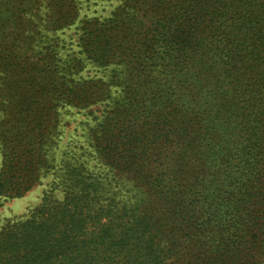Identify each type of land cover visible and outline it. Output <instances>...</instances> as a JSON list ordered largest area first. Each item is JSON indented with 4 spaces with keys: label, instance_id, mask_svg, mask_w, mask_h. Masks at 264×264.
I'll return each mask as SVG.
<instances>
[{
    "label": "trees",
    "instance_id": "16d2710c",
    "mask_svg": "<svg viewBox=\"0 0 264 264\" xmlns=\"http://www.w3.org/2000/svg\"><path fill=\"white\" fill-rule=\"evenodd\" d=\"M81 10L0 0V195L55 177L0 229V264H264V0ZM78 21L76 56L58 33ZM106 102L95 175L58 156L62 112Z\"/></svg>",
    "mask_w": 264,
    "mask_h": 264
},
{
    "label": "rangeland",
    "instance_id": "374dc122",
    "mask_svg": "<svg viewBox=\"0 0 264 264\" xmlns=\"http://www.w3.org/2000/svg\"><path fill=\"white\" fill-rule=\"evenodd\" d=\"M122 0H82V10L79 21L91 18H106ZM79 21L70 29L58 33V36L66 43L68 53L79 55L80 49L77 47L78 35L77 27ZM84 78L102 79L108 81L110 73L103 69L89 65L82 74ZM119 88H113V97L117 98ZM107 102L103 105L94 106L88 110H77L67 108L62 112L64 134L60 142L58 156L64 158L66 153L70 158L78 159L85 163L87 168L95 175L102 174L104 168L99 162L94 150L90 146L89 132L95 128L107 107ZM1 166V155H0ZM55 177L48 176L43 179L41 184L36 185L28 194L22 198L11 199L0 195V229L9 222H17L28 219L32 212L40 207L44 197L52 191V183ZM56 200H62L64 195L60 190H54L52 194Z\"/></svg>",
    "mask_w": 264,
    "mask_h": 264
}]
</instances>
